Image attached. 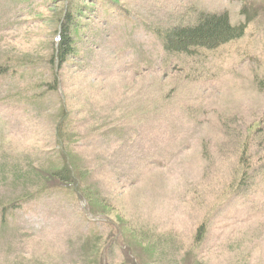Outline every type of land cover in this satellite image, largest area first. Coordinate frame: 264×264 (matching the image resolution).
<instances>
[{
  "label": "rangeland",
  "instance_id": "obj_1",
  "mask_svg": "<svg viewBox=\"0 0 264 264\" xmlns=\"http://www.w3.org/2000/svg\"><path fill=\"white\" fill-rule=\"evenodd\" d=\"M0 264H264V0H0Z\"/></svg>",
  "mask_w": 264,
  "mask_h": 264
},
{
  "label": "trees",
  "instance_id": "obj_2",
  "mask_svg": "<svg viewBox=\"0 0 264 264\" xmlns=\"http://www.w3.org/2000/svg\"><path fill=\"white\" fill-rule=\"evenodd\" d=\"M245 29V23L234 25L229 21L228 14L210 13L201 11L198 19L191 25L173 28L164 37L167 50L187 52L190 48H215L234 38L240 37ZM70 39L67 35H61L58 40V49L53 57L58 62L64 61L69 52ZM62 168L56 176L62 179L69 178V173Z\"/></svg>",
  "mask_w": 264,
  "mask_h": 264
}]
</instances>
